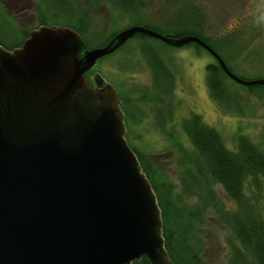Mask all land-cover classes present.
Returning a JSON list of instances; mask_svg holds the SVG:
<instances>
[{
    "label": "water",
    "instance_id": "1",
    "mask_svg": "<svg viewBox=\"0 0 264 264\" xmlns=\"http://www.w3.org/2000/svg\"><path fill=\"white\" fill-rule=\"evenodd\" d=\"M141 33L166 45L198 44L231 80L250 86L193 35L139 25L87 48L65 26L40 25L0 45V264H174L156 196L126 142L115 89L85 73Z\"/></svg>",
    "mask_w": 264,
    "mask_h": 264
},
{
    "label": "rangeland",
    "instance_id": "2",
    "mask_svg": "<svg viewBox=\"0 0 264 264\" xmlns=\"http://www.w3.org/2000/svg\"><path fill=\"white\" fill-rule=\"evenodd\" d=\"M18 1L0 0V38L5 42H11V39L3 36L8 35V30L3 26L5 23L12 24L11 36L15 42L20 40L21 34H26L32 28L37 27L42 18L46 24L67 25V18L58 14L59 10H54L51 3L44 14L36 15L34 12L44 9V3L40 4L38 0ZM141 1L144 4L142 10L144 21L152 24L156 31L170 35L177 30L175 23L168 18L167 0ZM99 4H92V0H80L75 4L78 12L81 13L82 21H88L90 26L89 31L82 33L81 36L87 41L88 48L104 45L109 35L142 19V15L127 16L128 18L118 16L117 12H109L106 6ZM245 15L249 19L243 26V36L236 37V34L227 38L233 48L229 51L235 50L239 53L247 35L255 39L246 44L243 54L239 56L240 62L235 64L230 71L242 79L263 78L264 0H254L247 7ZM248 20H252L254 24H249ZM254 42L256 46L247 49V47H252ZM140 44H147L154 52L142 53ZM153 60L162 62L166 73L171 76L172 86L168 97L158 90L151 89L152 75L146 62L154 66L151 63ZM210 61H212L210 55L191 43L181 47H172L155 38L132 37L113 52L97 59L84 75L92 88H97L95 77L103 83L110 84L118 94L122 93L124 98L128 94L132 96V102L138 103L142 109L140 116L125 117L126 142L140 153L158 162L169 173V178L174 183H178V180L176 172L171 169L175 166L174 155L176 156L177 147L174 143L170 144L167 134L163 133L157 124L165 121L162 116L168 112V106L171 107L170 117L164 128L176 136L175 139L178 138L176 141L181 142L183 147L190 145L181 130V121L191 113H195L200 115L205 124L218 131L227 148H234L235 137L242 134L264 150V84L255 85L252 93H249L247 86L228 77H222L225 92L223 103L219 105L211 99L206 86L205 66ZM167 90L169 93L168 85ZM144 96L149 99L154 97L158 103L154 105L146 101ZM123 112L125 113L124 106ZM215 191L219 196H223L219 187H216ZM262 198L264 217V188ZM198 229L201 231V239L205 242L204 259L210 264H227L225 239L228 238V233L217 222L210 219L209 215L203 219Z\"/></svg>",
    "mask_w": 264,
    "mask_h": 264
},
{
    "label": "trees",
    "instance_id": "3",
    "mask_svg": "<svg viewBox=\"0 0 264 264\" xmlns=\"http://www.w3.org/2000/svg\"><path fill=\"white\" fill-rule=\"evenodd\" d=\"M79 1L38 0L40 4L44 3V9H40L37 15L44 14L51 3L54 10H59L58 14L67 18L65 27L72 28L82 36V33L89 31L90 26L88 21H82L80 17L81 13L75 5ZM94 3L106 6L109 12H117L118 16L142 15V19L140 18L142 22L131 25L144 26L156 31L152 24L144 21L142 14L144 4L141 0H92V4ZM45 24L44 18L39 20L38 25ZM191 30L189 34H196V30ZM113 34L109 35L107 40ZM11 35L8 32V35L3 36L11 38ZM24 36L26 34H21L20 40ZM132 37L152 38L141 33H136ZM20 40L9 43L0 38V45L10 50L15 46L13 42L19 43ZM82 40L88 48L87 41L83 38ZM201 40L206 42L203 38ZM191 44L199 47L193 42ZM140 49L142 53L154 52L147 44H140ZM151 63L154 66L146 62L152 75L151 89L158 90L168 97L172 86L171 76L166 73L162 62L153 60ZM205 69L208 94L211 99L222 105L225 92L222 77L227 75L219 66L210 63L205 66ZM227 69L230 71L228 66ZM162 72L166 75H161ZM255 85L258 84L247 86V91L252 93ZM117 95L121 110L123 111V106L125 109L124 119L140 116L142 109L138 103L131 101L132 96L127 94L124 98L122 93ZM144 97L146 101L154 105L158 103L154 97L150 99ZM170 110L171 107L168 106V112L162 116L165 121L157 124L160 130L167 134L170 144L174 143L177 147L176 156L174 155L175 166L171 170L176 172L178 183L170 180L169 173L158 162L129 145L156 196L160 209L164 248L169 259L174 264H210L204 259L205 242L201 239V231L198 229L203 219L209 215L210 219L217 222L228 233V238L225 239L227 264H264V217L262 214L264 150L242 134L235 137L234 148H227L218 131L205 124L200 115L195 113H191L181 121V130L190 145L183 147L181 142L176 141L178 138L175 139L176 136L164 128L169 122ZM216 187L221 189L223 196L216 193ZM131 264H147V261L142 257Z\"/></svg>",
    "mask_w": 264,
    "mask_h": 264
},
{
    "label": "flooded vegetation",
    "instance_id": "4",
    "mask_svg": "<svg viewBox=\"0 0 264 264\" xmlns=\"http://www.w3.org/2000/svg\"><path fill=\"white\" fill-rule=\"evenodd\" d=\"M253 1L254 0H167L169 19L175 23L177 28V30L170 35H174L173 37L193 35L200 40L201 38L205 39L206 42L201 41L221 58L226 67L228 66L232 69L235 64L237 65L240 62L239 56L243 54L246 44H249V41H252L255 37L245 36L244 46L240 49L241 51L239 53L235 50L229 51L233 48L230 45L231 42L228 41L227 38L236 34V37L243 36V26L245 21L249 19V17H246L247 14L245 15V12ZM18 2H21V0ZM18 2L14 3L17 4ZM34 13L37 15V11ZM8 17L10 18V16ZM248 21L250 22H248L249 24H254L252 20ZM3 26L6 27L9 34H12V24L5 23ZM38 26L40 25H37V27ZM191 29L196 30V34H189L190 31H192ZM24 34L25 33L22 35ZM26 36H24L19 43L13 42L15 45L14 47L19 46ZM9 39H11V42L13 41V37ZM255 46L256 43L254 42L252 47H247V49L254 48ZM199 47L212 57V61L209 62L210 64L219 66L215 57L209 51L204 47ZM86 74L87 73H85V75ZM87 83L91 86L90 82Z\"/></svg>",
    "mask_w": 264,
    "mask_h": 264
}]
</instances>
